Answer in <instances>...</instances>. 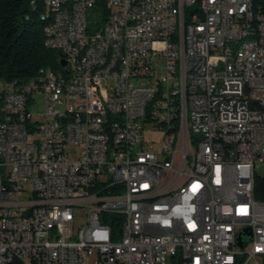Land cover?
<instances>
[{"label": "built area", "instance_id": "obj_1", "mask_svg": "<svg viewBox=\"0 0 264 264\" xmlns=\"http://www.w3.org/2000/svg\"><path fill=\"white\" fill-rule=\"evenodd\" d=\"M242 3L41 7L67 66L0 77V264H264V15L236 45Z\"/></svg>", "mask_w": 264, "mask_h": 264}, {"label": "trees", "instance_id": "obj_2", "mask_svg": "<svg viewBox=\"0 0 264 264\" xmlns=\"http://www.w3.org/2000/svg\"><path fill=\"white\" fill-rule=\"evenodd\" d=\"M42 4L0 0V77L18 84L38 83L41 68L61 69L59 51L44 44ZM254 196L264 202V176L255 173Z\"/></svg>", "mask_w": 264, "mask_h": 264}, {"label": "bare ground", "instance_id": "obj_3", "mask_svg": "<svg viewBox=\"0 0 264 264\" xmlns=\"http://www.w3.org/2000/svg\"><path fill=\"white\" fill-rule=\"evenodd\" d=\"M38 1V0H35ZM43 7H51V0H39ZM58 5H67V0H58ZM254 5L257 0H243L242 13L245 14V29L236 36V45L249 44L252 42V34L257 31V20L254 17ZM264 15V0H260ZM45 22L44 27L49 26V17L42 16ZM44 44L50 46L49 29L44 28ZM224 45H233V38H224ZM211 49H217V42H208V46H203V53H211ZM212 56L203 55V66H211ZM153 86H160V79H153ZM243 87V79H235V88ZM128 95H139V86L131 85L128 88ZM188 150H197L196 134H189ZM249 232H237V241H247Z\"/></svg>", "mask_w": 264, "mask_h": 264}, {"label": "rangeland", "instance_id": "obj_4", "mask_svg": "<svg viewBox=\"0 0 264 264\" xmlns=\"http://www.w3.org/2000/svg\"><path fill=\"white\" fill-rule=\"evenodd\" d=\"M42 100H43V96L41 94V92H38L36 94V103H37V106H33L31 105L30 107L32 109H34L36 112H42L43 111V104H42ZM145 137V136H144ZM147 139H155V141H159L161 139V134L160 133H149L147 136H146ZM255 171L258 175L260 176H264V162H257L256 163V168H255Z\"/></svg>", "mask_w": 264, "mask_h": 264}, {"label": "water", "instance_id": "obj_5", "mask_svg": "<svg viewBox=\"0 0 264 264\" xmlns=\"http://www.w3.org/2000/svg\"><path fill=\"white\" fill-rule=\"evenodd\" d=\"M59 65L62 68H66L67 66V62L61 53H59Z\"/></svg>", "mask_w": 264, "mask_h": 264}]
</instances>
